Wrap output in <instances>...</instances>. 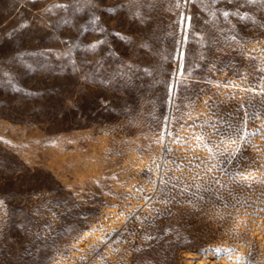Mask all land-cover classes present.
Instances as JSON below:
<instances>
[{
  "label": "rangeland",
  "instance_id": "374dc122",
  "mask_svg": "<svg viewBox=\"0 0 264 264\" xmlns=\"http://www.w3.org/2000/svg\"><path fill=\"white\" fill-rule=\"evenodd\" d=\"M0 264H264V0H0Z\"/></svg>",
  "mask_w": 264,
  "mask_h": 264
}]
</instances>
